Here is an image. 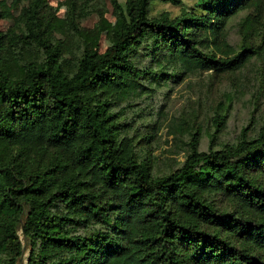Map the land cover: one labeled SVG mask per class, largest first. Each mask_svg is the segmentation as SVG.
Listing matches in <instances>:
<instances>
[{
    "label": "trees",
    "instance_id": "trees-1",
    "mask_svg": "<svg viewBox=\"0 0 264 264\" xmlns=\"http://www.w3.org/2000/svg\"><path fill=\"white\" fill-rule=\"evenodd\" d=\"M156 1L184 4L110 0L114 43L88 50L71 72L48 0H30L0 32V264H18L24 247L27 264H264L239 247L264 252V222L218 215L203 197L223 195L264 218L255 176L264 177V131L208 153L192 139L182 166L157 175L125 113L152 82L236 71L262 56L264 46L233 47L229 24L252 6L262 11L264 0H194L179 17H152ZM80 3L69 0L66 13L78 34Z\"/></svg>",
    "mask_w": 264,
    "mask_h": 264
},
{
    "label": "rangeland",
    "instance_id": "rangeland-1",
    "mask_svg": "<svg viewBox=\"0 0 264 264\" xmlns=\"http://www.w3.org/2000/svg\"><path fill=\"white\" fill-rule=\"evenodd\" d=\"M29 1L0 0V32L15 24ZM119 1L124 4L126 0ZM48 4L54 14L50 28L63 42L64 71H73L88 50L105 52L114 43L119 16L110 0H89L87 4L81 0L85 12L79 20L80 34L72 31L66 22L69 0H48ZM193 4L194 0H184L182 7H176L156 1L150 6V15L156 17L166 12L179 17ZM229 30V43L236 49L244 44L263 47L264 7L262 11L254 6L243 10L232 19ZM1 56L11 59L8 49ZM177 74L171 82L160 85L152 82L150 90L125 109L128 121L132 122L130 134L135 137L137 151L157 175L169 174L182 166L192 139L197 140L200 152L208 153L235 146L243 132L253 138L264 131V54L254 56L236 71L194 70ZM255 176L264 183L262 175ZM203 197L218 215L231 214L237 219L264 222L263 217L244 211L236 201L223 195ZM205 230L218 231L213 225L205 226ZM223 237L237 244L230 234L224 233ZM239 247L264 261L263 251L248 244ZM28 257L29 250L24 247L18 264H27Z\"/></svg>",
    "mask_w": 264,
    "mask_h": 264
}]
</instances>
